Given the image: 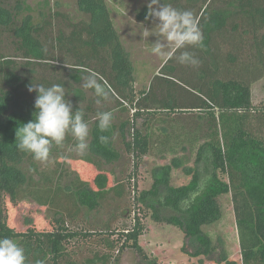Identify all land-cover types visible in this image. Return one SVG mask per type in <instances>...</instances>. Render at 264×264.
<instances>
[{
	"label": "trees",
	"instance_id": "trees-1",
	"mask_svg": "<svg viewBox=\"0 0 264 264\" xmlns=\"http://www.w3.org/2000/svg\"><path fill=\"white\" fill-rule=\"evenodd\" d=\"M31 1L0 0V47L8 34L16 53L0 56V238L17 242L25 251L26 264H64L67 244L80 236L70 229V221L82 208L94 211L107 197L127 193L126 182L107 169L123 159L121 136L124 148L139 162L155 147L160 153H196L195 167L185 169L192 176L188 185L171 187L173 167H182L176 159L154 172L152 189L138 199L157 221L185 234L191 257H211L216 264H264V108L254 104L252 93L253 85L264 79V0H169L197 20L203 45L187 50L200 63L180 64L177 51L142 91L136 89L133 65L107 0H77L78 11L86 18L73 17L59 5L52 8L49 0L38 6ZM147 12L145 7L139 18L146 20ZM89 74L109 91L108 100L83 87ZM32 83L62 85L73 112H84L89 149L75 159L95 168L92 183L70 168L72 157L60 154L64 161L56 162L59 168L44 175L33 156L17 148L18 127L33 120L36 112L37 93L27 90ZM101 111L113 115L107 132L98 128ZM131 112L133 117L123 120ZM143 116L150 134L138 127ZM101 135L108 137L107 143L100 142ZM75 143L68 135L63 145ZM62 146L53 144L50 157ZM66 175L73 180L63 186ZM229 193L241 263L230 259L203 231L222 219L218 199ZM5 198L14 205L32 199L40 207H56V230L41 232L30 223L25 232L16 231L9 225ZM143 233L136 218L134 228L122 232V249L131 248L147 259L140 244ZM110 259L111 255H96L89 264H108Z\"/></svg>",
	"mask_w": 264,
	"mask_h": 264
},
{
	"label": "rangeland",
	"instance_id": "rangeland-1",
	"mask_svg": "<svg viewBox=\"0 0 264 264\" xmlns=\"http://www.w3.org/2000/svg\"><path fill=\"white\" fill-rule=\"evenodd\" d=\"M43 1L33 0L31 3L33 6H38ZM49 1L52 8L57 9L56 5H59L61 11L70 13L73 17L86 18L78 11L77 0ZM107 4L122 44L133 65L136 89L137 91L147 90L151 80L166 60L152 54V44L156 40H160L166 45L164 51H170V48L167 47L168 42L157 34L159 22L139 18V13L147 7V0H107ZM144 30H148L152 34L143 37ZM2 40L4 43L0 47V56H15L12 38L8 34H4ZM252 93L254 104L259 108H264V79L253 85ZM132 117L133 112L124 116L123 120ZM146 119L144 116L140 118L138 127L143 133L150 134V126L144 124ZM152 122L154 121L152 120ZM156 123L158 124L157 120L154 124L156 125ZM150 125L154 127L152 123ZM127 129L130 131V127ZM129 140L131 138L127 137V141ZM118 141L123 150V159L116 165L108 166L107 169L114 170L119 180L126 182L127 193L122 198H118L114 194L107 197L94 211L82 208L79 216L70 221V229L79 232L80 236L67 244L68 256L64 264H89V261L93 260L96 255L99 257L111 255L108 264H148V260H156L158 264H216L211 257H191L188 252L193 250L185 234L171 224L157 221L153 212L138 201L141 193L152 189L154 172L161 167L172 165L176 159L182 162V167H173L171 187L178 188L188 185L192 176L188 175L185 169L195 167L196 153L192 156H186L180 150L174 153H160L155 147L149 155L139 162L132 153L124 148L121 136ZM60 154L74 158L68 160L70 168L76 171L82 180L93 182L97 171L92 165L75 159L81 154L75 151L72 144L63 145L55 156L50 157L48 162H38L44 175L59 168L56 162L62 163L64 161L59 159ZM69 164L64 166L66 171L69 170ZM223 179L227 180L226 177ZM72 180L73 177L71 179L66 175L62 185L70 184ZM218 201L223 210V217L215 224L204 226L203 231L211 237L214 245L224 248L230 259L241 263L242 258L231 193L219 197ZM5 209L8 213L10 227L18 232H25L31 225L30 223H33L34 227L41 232H53L57 228V225L53 223L56 217V207L43 208L32 199L14 205L5 198ZM136 218H139L144 226L140 244L148 260L139 256L131 248L122 249L124 244L122 232L124 228L133 229ZM86 234L88 236H85ZM96 264L102 263L97 262Z\"/></svg>",
	"mask_w": 264,
	"mask_h": 264
},
{
	"label": "clouds",
	"instance_id": "clouds-1",
	"mask_svg": "<svg viewBox=\"0 0 264 264\" xmlns=\"http://www.w3.org/2000/svg\"><path fill=\"white\" fill-rule=\"evenodd\" d=\"M147 8L145 19L159 22L157 34L168 42L167 47L170 48V51L165 52L166 45L156 40L151 46L152 54L168 59L179 51L176 59L180 64L197 66L200 61L187 50L203 45V34L193 13L173 7L169 0H148ZM151 34L144 30L143 37ZM83 87L93 90L96 97L109 99V91L93 74L83 78ZM27 90L37 93L34 103L36 112L33 120L18 127L17 148L31 154L35 161L46 163L50 160L52 145L62 146L66 136L70 135L76 141L75 151L85 154L89 149V125L82 110L73 112L70 101L65 98V88L60 84L45 87L32 83L27 86ZM97 117L100 132H107L112 124V113L101 111ZM99 140L107 143L108 137L101 135ZM0 264H26L24 249L11 238H0Z\"/></svg>",
	"mask_w": 264,
	"mask_h": 264
}]
</instances>
